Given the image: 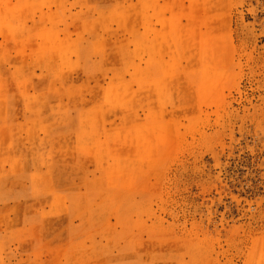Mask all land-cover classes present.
Segmentation results:
<instances>
[{
  "label": "rangeland",
  "instance_id": "obj_1",
  "mask_svg": "<svg viewBox=\"0 0 264 264\" xmlns=\"http://www.w3.org/2000/svg\"><path fill=\"white\" fill-rule=\"evenodd\" d=\"M0 264H264V0H0Z\"/></svg>",
  "mask_w": 264,
  "mask_h": 264
}]
</instances>
